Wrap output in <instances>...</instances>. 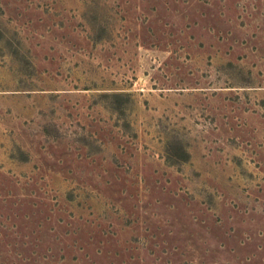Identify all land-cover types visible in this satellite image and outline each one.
Instances as JSON below:
<instances>
[{"label":"rangeland","instance_id":"374dc122","mask_svg":"<svg viewBox=\"0 0 264 264\" xmlns=\"http://www.w3.org/2000/svg\"><path fill=\"white\" fill-rule=\"evenodd\" d=\"M0 264H264V0H0Z\"/></svg>","mask_w":264,"mask_h":264},{"label":"trees","instance_id":"16d2710c","mask_svg":"<svg viewBox=\"0 0 264 264\" xmlns=\"http://www.w3.org/2000/svg\"><path fill=\"white\" fill-rule=\"evenodd\" d=\"M185 155H186V153L185 152H183Z\"/></svg>","mask_w":264,"mask_h":264}]
</instances>
